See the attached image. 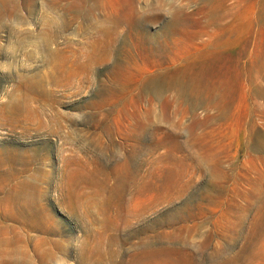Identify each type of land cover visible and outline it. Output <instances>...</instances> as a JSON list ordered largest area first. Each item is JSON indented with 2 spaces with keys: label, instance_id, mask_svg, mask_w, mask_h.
<instances>
[{
  "label": "rangeland",
  "instance_id": "rangeland-1",
  "mask_svg": "<svg viewBox=\"0 0 264 264\" xmlns=\"http://www.w3.org/2000/svg\"><path fill=\"white\" fill-rule=\"evenodd\" d=\"M0 264H264V0H0Z\"/></svg>",
  "mask_w": 264,
  "mask_h": 264
}]
</instances>
